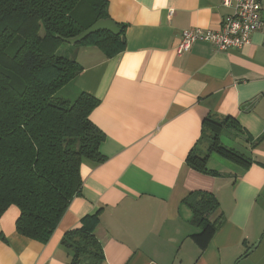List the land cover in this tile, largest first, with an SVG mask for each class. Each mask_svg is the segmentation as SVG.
Wrapping results in <instances>:
<instances>
[{"label":"crops","instance_id":"0c3cea01","mask_svg":"<svg viewBox=\"0 0 264 264\" xmlns=\"http://www.w3.org/2000/svg\"><path fill=\"white\" fill-rule=\"evenodd\" d=\"M221 3L107 0L108 18L125 26L124 49L110 58L93 46L63 51L82 68L72 93L98 100L89 118L104 134L106 160L81 163L80 193L45 244L18 235L19 210L8 207L0 216V264H70L62 239L94 214L101 264H264L261 33L238 50L197 41L175 53L182 31L221 27L232 11ZM208 115L236 122L240 131H228L239 151L227 149L248 165L219 156L230 163L208 167L212 153L203 155L199 142ZM191 150L207 155L211 174L186 165ZM192 192L212 194L218 203L207 240L194 237L199 231L183 201Z\"/></svg>","mask_w":264,"mask_h":264},{"label":"trees","instance_id":"16d2710c","mask_svg":"<svg viewBox=\"0 0 264 264\" xmlns=\"http://www.w3.org/2000/svg\"><path fill=\"white\" fill-rule=\"evenodd\" d=\"M106 18L107 0H0V216L15 206L16 233L42 244L80 193L81 163L106 160L100 153L104 134L89 118L98 100L83 92L73 101L56 97L82 71L75 60L58 54L63 39ZM118 26L119 36L98 31L76 46L97 47L114 57L124 49L125 26ZM224 130L240 131L233 119L208 115L199 142L207 143L208 155L248 165L242 155L222 146ZM207 161V155L194 150L185 159L189 168L211 174ZM183 201L199 231L194 237L207 240L215 230L210 217L218 210L216 198L192 192ZM97 220V214L85 217L82 228L64 235L70 264L103 262L93 234Z\"/></svg>","mask_w":264,"mask_h":264},{"label":"built area","instance_id":"2783aa9c","mask_svg":"<svg viewBox=\"0 0 264 264\" xmlns=\"http://www.w3.org/2000/svg\"><path fill=\"white\" fill-rule=\"evenodd\" d=\"M221 5L232 11L223 19L218 30L193 28L180 34L175 53L181 55L189 51L197 41L210 43L217 51L238 50L249 43L250 36L259 31L264 45V20L261 12L264 0H222Z\"/></svg>","mask_w":264,"mask_h":264},{"label":"rangeland","instance_id":"374dc122","mask_svg":"<svg viewBox=\"0 0 264 264\" xmlns=\"http://www.w3.org/2000/svg\"><path fill=\"white\" fill-rule=\"evenodd\" d=\"M68 47H71V48H76L77 46L74 45V46H69L67 44H63L61 46V48L58 50V54L61 55L63 53V51H65L66 49H69ZM73 83L72 84H69L67 86H65L62 90L58 91L57 94H56V97H63L65 99H68L70 101H73L77 95H74L71 90L73 91ZM230 131L228 130H224L222 132V134L220 135V142L222 144V146L224 147H229V148H234L235 150H238L239 149L234 145V138L230 137ZM233 139V140H232ZM207 148H208V145L207 143L203 142L201 144V149L203 150V155H205L207 152ZM227 163H230L222 158H220L219 156H217L216 154L212 153L211 154V161L210 163L208 164V167L209 168H216V167H222L223 165H226Z\"/></svg>","mask_w":264,"mask_h":264},{"label":"water","instance_id":"95a60500","mask_svg":"<svg viewBox=\"0 0 264 264\" xmlns=\"http://www.w3.org/2000/svg\"><path fill=\"white\" fill-rule=\"evenodd\" d=\"M98 31H105L108 32L114 36H119L121 29L120 27L114 23L111 19H99L94 24H92L90 27H88L86 30L82 31L80 34L73 38L69 39H63V42L69 46H74L80 42H82L86 37H88L91 34H94ZM121 43L124 44V39L121 37Z\"/></svg>","mask_w":264,"mask_h":264}]
</instances>
